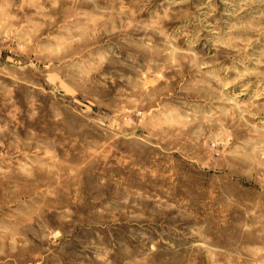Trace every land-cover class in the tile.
Here are the masks:
<instances>
[{
  "label": "rangeland",
  "instance_id": "obj_1",
  "mask_svg": "<svg viewBox=\"0 0 264 264\" xmlns=\"http://www.w3.org/2000/svg\"><path fill=\"white\" fill-rule=\"evenodd\" d=\"M0 264H264V0H0Z\"/></svg>",
  "mask_w": 264,
  "mask_h": 264
}]
</instances>
